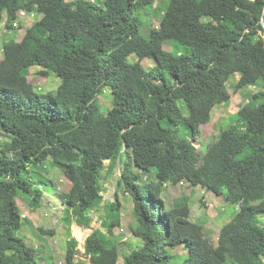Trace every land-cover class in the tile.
<instances>
[{"label":"trees","instance_id":"obj_1","mask_svg":"<svg viewBox=\"0 0 264 264\" xmlns=\"http://www.w3.org/2000/svg\"><path fill=\"white\" fill-rule=\"evenodd\" d=\"M155 2L0 0V23L10 31L21 29L20 12L40 16L20 40L4 42L0 61V135L10 139L0 145V264L37 261L36 249L17 235L24 224L17 198L28 194L34 210L42 205L44 191L29 175L46 161L71 180L64 203L85 227L104 200L105 173L121 168L118 189L134 204L129 229L143 241L125 264H170L178 244L188 251L181 264H264V0H171L160 26L145 35L137 14ZM147 57L156 61L152 68L142 62ZM35 66L55 73L56 94L36 90L29 80ZM234 76L236 92L261 89L201 155V126L230 102ZM106 89L113 94L108 112L98 98ZM182 181L237 205L217 245L205 218H190L188 196L167 207L164 187ZM119 212L118 202L107 204L103 226L112 236L122 225ZM110 235L96 229L87 237L92 264H118ZM77 245L68 241L66 264H86L75 261Z\"/></svg>","mask_w":264,"mask_h":264},{"label":"rangeland","instance_id":"obj_2","mask_svg":"<svg viewBox=\"0 0 264 264\" xmlns=\"http://www.w3.org/2000/svg\"><path fill=\"white\" fill-rule=\"evenodd\" d=\"M171 0H156L154 5H147L139 8L138 14L142 23V32L148 35L151 27H159L161 19ZM103 3V0H100ZM22 24L21 29L8 30L4 21L0 23V61L4 58L3 44L5 41L14 39L20 40L23 36L25 27L32 25L40 18L38 14H28L25 11L20 12ZM18 24L16 25V27ZM174 41V40H173ZM167 41L164 47L168 50L175 51V43ZM182 51H190L189 46L180 45ZM132 60L138 57L131 56ZM143 64L146 68H152L155 59L145 58ZM41 67H32L30 70V82L34 84L36 90L40 93L52 91L56 94L59 79L54 72L48 75L40 73ZM238 76H234L229 87L232 92L230 102L219 104L214 107L211 120L201 126V132L195 141V146L199 154L203 155L207 149L217 140L222 129L227 128L237 122V113L239 109L261 88L257 85L246 86L239 91H235L234 84ZM99 101L102 104L104 112H108L112 106L113 94L106 89L99 95ZM186 114L188 109L183 102H180ZM7 135H0V145L5 141H9ZM109 160H106L108 165ZM106 172V171H105ZM31 175L34 181H39V186L44 191L42 205L37 209H31L28 205L29 195L22 194L17 198V203L21 209L24 224L18 230L17 235L25 238L29 246L36 249V263L34 264H66V253L68 241L74 237L78 240L77 254L75 261H83L86 264H92L90 258L85 254V243L89 235L96 229H101L109 233L107 227L103 226V216L107 214V204L109 202L119 203V213L122 220L120 227H115V236L110 237L117 243L119 247L120 257L118 264H125L124 257L131 253L135 248L141 247L143 241L136 237L129 229L128 222L132 221V213L134 204L130 195L124 189H118V176L121 168L118 167L112 174L105 173L104 183V200L98 210L92 211L93 220L90 227L79 225L72 215L71 208L64 203V197L71 188V180L66 176L63 170L52 164L50 161L32 166ZM29 173V174H30ZM149 178L144 176L146 180ZM150 180V179H147ZM163 198L168 208L173 207L176 201L188 196V204L190 206V218L194 221H200L202 218L206 220L207 237L217 245L221 228L227 224L237 213V205L229 202L225 196L217 195L211 191H207L201 186L190 187L186 182L179 184L168 183L164 187ZM264 221V216L261 217ZM40 227L48 230H54L52 233H44ZM84 234L83 238L78 236L77 229ZM87 232V233H86ZM170 252L174 255L170 264H181L188 257V251L182 244L170 247Z\"/></svg>","mask_w":264,"mask_h":264},{"label":"crops","instance_id":"obj_3","mask_svg":"<svg viewBox=\"0 0 264 264\" xmlns=\"http://www.w3.org/2000/svg\"><path fill=\"white\" fill-rule=\"evenodd\" d=\"M28 26H31V24H30V25L28 24ZM37 67H40V66H37ZM40 68H41V67H40ZM30 72H31V70H30ZM29 80H30V75H29Z\"/></svg>","mask_w":264,"mask_h":264},{"label":"water","instance_id":"obj_4","mask_svg":"<svg viewBox=\"0 0 264 264\" xmlns=\"http://www.w3.org/2000/svg\"><path fill=\"white\" fill-rule=\"evenodd\" d=\"M263 24H264V19H263Z\"/></svg>","mask_w":264,"mask_h":264}]
</instances>
